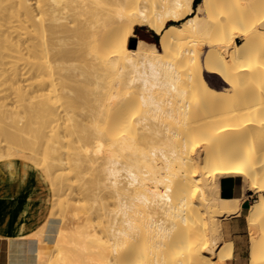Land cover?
<instances>
[{
  "label": "bare ground",
  "instance_id": "bare-ground-1",
  "mask_svg": "<svg viewBox=\"0 0 264 264\" xmlns=\"http://www.w3.org/2000/svg\"><path fill=\"white\" fill-rule=\"evenodd\" d=\"M11 1L32 27L30 43L24 40L28 52L37 59L44 54L43 75L33 74L39 69L31 66L41 60L34 55V70L27 68L34 81L25 78L32 91L33 85L47 88L45 102L32 101L44 131L36 139L44 142L34 145L27 132L29 140L20 137L22 128L14 133L19 137H0V160H30L54 191L45 198L47 218L62 224L46 264H58L64 249L83 264H218L230 258L233 244L222 239L218 216L240 212L242 199L222 192L221 176L259 194L248 216L250 263L264 264V1L246 4L245 27L240 6L224 0H203L195 8L193 0ZM0 8L6 20L8 8ZM15 18L12 23L21 22ZM39 20L43 31L39 24L35 29L44 32L45 52L43 36L33 32ZM142 24L160 35L159 46L141 37L131 43ZM10 38L5 41L14 55L23 41L17 46ZM181 41L195 48L176 51ZM19 70L0 76L17 79ZM206 73L219 76L224 89L211 87ZM197 108L219 113L193 120ZM6 167L13 169L11 162ZM64 240L68 246L57 248ZM147 253L151 263L144 262Z\"/></svg>",
  "mask_w": 264,
  "mask_h": 264
},
{
  "label": "crops",
  "instance_id": "crops-1",
  "mask_svg": "<svg viewBox=\"0 0 264 264\" xmlns=\"http://www.w3.org/2000/svg\"><path fill=\"white\" fill-rule=\"evenodd\" d=\"M201 4L200 0L197 5ZM7 162L13 169L6 167ZM226 177L221 179L222 192L230 188L227 194L242 202L240 212L221 218L222 239L233 245L232 256L218 264H251L253 239L248 216L259 194L246 190L241 180L240 186L239 181L227 183ZM51 193L42 172L30 162L21 158L0 160V264H41L48 258L62 224L58 218H47L50 203L45 198ZM42 226V234H34ZM72 255L64 251L58 264H76Z\"/></svg>",
  "mask_w": 264,
  "mask_h": 264
},
{
  "label": "rangeland",
  "instance_id": "rangeland-1",
  "mask_svg": "<svg viewBox=\"0 0 264 264\" xmlns=\"http://www.w3.org/2000/svg\"><path fill=\"white\" fill-rule=\"evenodd\" d=\"M226 3H228V5H230V7L231 8H235V7H239L240 6V9H241V13H243V17H242V27H245V26H247V22H246V18L244 17L245 16V13H246V4H248V3H250V0H224ZM264 1V0H263ZM2 2L3 1H0V6L1 5H6L7 6V8H8V11H9V14H8V17L6 18V20H4V19H2L3 17L1 16L2 15V13H0L1 15V17H0V19H2L0 22V50H1V52H0V54H1V56H0V73L2 74V71H4V70H7L6 72H9V71H13V68L15 69H17V70H19V69H21V70H19L20 72H22V75H21V77H20V75H18L16 78L18 79H15L14 77L12 78V77H10L9 79L10 80H3V77L4 76H0V103H3V104H5V107H6V110L5 111H7V114H6V112L5 111H3V112H5L4 113V116H3V112L2 111H0V115L2 114V116H0V126H1V128H2V130L4 131H2L1 130V132H0V137L2 138V137H5V135H8V136H10V135H14L13 137H11V138H14V137H16V136H22L23 138H25V140H29V138H26L27 136H29L30 137V139L31 140H29V141H33L34 143V145H36V142L38 141V139H36V136L38 135V134H44V131H43V127H41V123L39 122V120H38V117H37V115H36V113L34 112V110H33V107L35 106V104H38V105H40L39 103H40V100L42 99V102H45V94H43L42 92H47V91H45V90H47V88H45V87H43L42 86V88H41V86H40V89L38 90L37 89V87L39 88V86H37V85H33V87H34V90L32 91V89H31V87L29 86L30 85V82H25V81H27V79H28V81H31V82H33L34 81V78H33V74H36V75H43V73H44V70H45V66H43L44 68H40V64H41V61H42V56L44 55H42L39 59H41L40 61H38V63H39V65H38V63L37 62H34V60H33V62L34 63H37V64H31V62L32 61H30V59H32L33 57H34V55H36L35 57H34V59L36 58H38L37 57V55H38V53L37 54H34L33 56H31L30 55V53L28 52L29 50H30V48H29V46L26 44V43H30L29 42V39L27 38V36H29V34L31 35V33H28V29L30 30V28H32V27H28V23L29 22H27V21H25L24 22V20L22 19L23 17L22 16H17L18 15V13H17V11L15 12V9H13V8H10L11 6H9L10 4H12V1H11V3H10V0L9 1H4L3 3L4 4H2ZM200 2V0L198 1V0H196L195 2H194V4L195 5H197L198 3ZM202 3H203V0H202ZM14 4V3H13ZM9 6V7H8ZM13 7V6H12ZM17 8V6H14V8ZM0 10H1V8H0ZM14 11V12H13ZM16 14V15H15ZM12 16H15L16 18L18 17H20L19 19H21V22L19 23V21H16L15 19V17H12ZM9 17H11L12 19L13 18H15L14 20L15 21H13V22H16V23H12V19H10ZM17 18V19H18ZM10 19V20H9ZM39 19V18H38ZM41 20V19H40ZM39 20V21H40ZM8 21H9V23H8ZM23 22H24V24H23ZM14 25L15 24V26H17V27H15V26H13L12 24ZM178 23V22H177ZM22 24V25H21ZM37 24H39L40 25V30H41V21H40V23L39 22H34V25H35V27H34V30L35 31H33L34 33H35V35L37 36V33L38 32H40V30L37 32L36 31V29H37V27H38V25ZM18 25H20V27L18 26ZM26 25H27V27L28 28H26ZM11 26H12V29H11ZM22 26V27H21ZM141 26H143V27H141ZM14 27L17 29V30H19V31H17L16 32V29H14ZM21 28V29H20ZM25 30H24V29ZM36 28V29H35ZM4 29V30H3ZM7 29V30H6ZM9 29H11V30H9ZM38 29H39V27H38ZM9 32L8 33V35H9V37H8V35L6 36V38H5V34H7V33H5V32ZM15 31V32H14ZM25 31H27V32H25ZM43 31V28H42V30H41V32ZM4 32V33H3ZM14 32V33H13ZM38 33V36H43V38L45 37L44 36V32H43V34L42 33ZM1 33H3V34H1ZM20 34H22V36L19 35ZM40 34V35H39ZM2 35H3V37H2ZM14 35L15 36H17L18 35V37H14ZM25 35H26V38H25ZM33 35V34H32ZM34 36V35H33ZM33 36H30L31 37V40L33 41L34 39H32V37ZM38 36H37V38H38ZM138 36H140V37H142V38H144L145 40H147L148 42H151V41H155L156 42V40L154 39V37H153V33H152V31L150 30V29H148V28H146L145 27V25L144 24H142V25H136L135 26V28H134V34L131 36V38H130V40H131V43L132 44H135V42H136V40L138 39ZM11 37V38H10ZM35 37V36H34ZM8 38H10V39H12L13 41L15 40V45H17V44H19V41H23V42H20L22 45H24V47L25 48H27V49H24V47L20 44V48H17L16 47V50L18 51V55H16V57H20L21 59L23 58V62L21 61L20 62V64L21 65H18L19 63V60H21L20 58H19V60L18 61H16V58H15V53L17 52V51H15L14 52V55H12V51L14 50V49H12V48H10V43L8 42V41H5V39H8ZM14 38V39H13ZM21 38H23V40H21ZM37 38H36V42H37ZM42 38V39H43ZM9 39V40H10ZM28 41H27V40ZM24 40H25V42H24ZM40 40H41V38H40ZM39 40V41H40ZM16 41H18V43L16 42ZM31 41V42H32ZM237 41H239V42H241L242 40L241 39H237ZM10 42H12L11 40H10ZM42 42H45V38H44V40L42 41L41 40V42H40V47H41V43ZM181 42H183V41H181ZM36 45H37V43H35ZM39 44V43H38ZM157 44V43H156ZM179 44H180V42H179ZM1 45H4V46H6V47H4L3 48V46L1 47ZM14 45V44H13ZM13 45H12V47H13ZM44 45V43H42V46ZM18 46V45H17ZM39 46V45H38ZM181 46L182 47H179L176 51H182V49H183V47L185 48V47H187V46H192V47H194L195 48V45H194V43H188V41H184L183 42V45L181 44ZM22 47V48H21ZM29 48V49H28ZM39 48V47H38ZM4 49V50H3ZM7 49V50H6ZM19 49L21 50L22 49V51H23V53L26 55V58H25V56H23L24 54H22V52L21 51H19ZM45 47L43 46V51L45 52ZM197 49V48H196ZM6 50V51H5ZM25 50V51H24ZM38 51H39V49H37ZM37 51V52H38ZM204 51H206L205 50V48H204ZM204 51H202V54H201V58L203 59V57H204ZM3 52V53H2ZM26 52H27V54H26ZM36 51L34 50V53H35ZM9 53H11V56L9 57ZM43 53V52H42ZM176 53V52H175ZM17 54V53H16ZM20 55V56H19ZM23 57H22V56ZM3 56V58H1ZM14 56V57H13ZM9 59H7V58ZM27 57H30V58H28L27 59ZM44 57V56H43ZM168 56H163L162 58L163 59H166ZM5 59V60H4ZM24 59H26V60H28L29 62H28V65H27V61H24ZM35 59V60H36ZM39 59H37V60H39ZM43 62H44V64H45V59L43 58ZM11 61V62H10ZM175 62L177 61H179V60H174ZM5 62V63H4ZM24 62H26V64L24 65V67H22V65H23V63ZM32 62V63H33ZM180 62V61H179ZM178 62V63H179ZM11 63V64H10ZM18 63V64H17ZM177 63V64H178ZM8 64H10L9 66H8ZM7 67H6V66ZM27 65V66H26ZM30 65H32L31 67H33L34 66V68H36V69H39L41 72H37V71H39V70H37V71H35V73L33 72V74L32 75H28V73L29 72H27L28 71V69L27 68H29V71H32V70H34V69H32V68H30ZM35 65H36V67H35ZM11 66V67H10ZM29 66V67H28ZM41 67H42V65H41ZM180 67V66H179ZM181 68H182V66H181ZM181 68H178L179 70L181 69ZM9 69H11V70H9ZM32 69V70H31ZM9 70V71H8ZM25 70V71H24ZM183 70H184V68H183ZM18 71V72H19ZM37 72V73H36ZM43 72V73H42ZM24 73V74H23ZM40 73H42V74H40ZM20 74V73H19ZM27 74V75H26ZM181 76H182V73L180 74ZM26 76H27V79H25L26 78ZM30 76V77H29ZM38 77V76H37ZM36 77V79H38ZM205 77H206V79L208 80V82L210 83V85H211V87H213L214 89H216V90H221V89H224L223 87H225V83L223 82V80H221V78L219 77V76H217V75H214V74H209V73H206V75H205ZM245 75H242V78L243 79H245ZM5 78V77H4ZM21 79V82H20V79ZM25 80H24V79ZM31 78H33V81L32 80H30ZM181 78H184L185 79V77H184V75L181 77ZM8 79V78H7ZM16 81H15V80ZM76 79V78H75ZM184 79H182L183 81H184ZM181 80V79H180ZM181 80V83L180 84H182L183 83V81ZM11 81V82H10ZM19 81V82H18ZM73 81H75V80H73ZM14 84H13V83ZM16 82L18 83V84H16ZM26 83V85L25 84H23V83ZM71 82V81H70ZM76 82V81H75ZM74 82V83H75ZM180 82V81H179ZM29 83V84H28ZM73 83V82H72ZM8 84V85H7ZM20 84V86H18ZM23 84V85H22ZM4 85H5V87H4ZM201 85V84H200ZM14 86H16V88L14 87ZM29 86V87H28ZM37 86V87H36ZM12 87H14V88H12ZM20 87L22 88L21 90H20ZM25 87V88H24ZM71 87H72V85H71ZM27 88H29V89H27ZM36 88V89H35ZM44 88V89H43ZM75 88H76V86H75ZM6 89V90H5ZM19 89V90H18ZM73 89H74V86H73ZM11 90H13V91H11ZM23 90V92H21ZM26 90H28L27 92H26ZM38 90L39 91V93H42V95H40L41 96V98H39V93H37L36 91ZM40 90H44V91H40ZM11 91V92H10ZM30 91H32L33 92V94H34V96H33V94L30 92ZM13 92H18V93H13ZM21 92V93H20ZM28 92L30 93V95L28 94ZM74 91H72V93H73ZM15 94V95H17L18 97H16L15 95H13V94ZM26 93L28 94V95H26ZM37 93V94H36ZM9 94V95H8ZM23 94V95H22ZM25 94V95H24ZM74 94V93H73ZM7 96V97H6ZM30 96V97H29ZM33 98H32V97ZM35 96H38V98L39 99H36V97ZM43 96V97H42ZM35 97V98H34ZM26 98V99H25ZM44 98V99H43ZM28 99H29V102H28ZM1 100H2V102H1ZM22 100H24V103L22 104ZM35 100H37L36 102H35ZM17 101H19V102H17L18 104L16 105V102ZM22 101V102H21ZM35 102V104L33 103V102ZM38 102V103H37ZM31 104V105H30ZM42 104V103H41ZM19 106V108L18 107H16V106ZM32 105H34V106H32ZM38 105L37 106H35L34 108H37L38 107ZM44 105V104H43ZM15 107V109H14V107ZM21 106V107H20ZM200 107V106H199ZM17 108V109H16ZM23 109V110H22ZM198 109V111L199 112H197L196 113V111H194V112H192L191 114L193 115V120H196V119H198V120H200L201 121V119H202V121L204 120V118L205 117H209L211 114L210 113H213L212 115L214 116V114L216 115H218V109L216 108V110H213V112H210L209 111V113H208V111H201V108L199 109V108H197ZM21 111V112H20ZM29 111V112H28ZM31 111V112H30ZM24 112V113H23ZM214 112H217V113H214ZM31 113V114H30ZM6 114V115H5ZM19 114H20V116H19ZM190 114V115H191ZM196 114H198V115H196ZM206 115L205 117H203L202 118V116L203 115ZM207 114H209V115H207ZM27 115V116H26ZM32 115V116H31ZM195 115V116H194ZM199 115H201V117L199 116ZM7 117H9V118H7ZM200 117V118H199ZM217 117V116H216ZM5 118V119H4ZM20 118H22V119H20ZM28 118V119H27ZM34 119L36 120V122L34 121ZM4 120V121H3ZM5 120H6V122H5ZM8 120V121H7ZM12 122V124L10 123V121ZM17 121V122H16ZM21 121V122H20ZM23 121H24V123H23ZM34 122V123H33ZM37 122H38V125H37ZM8 123V124H7ZM36 123V124H35ZM19 124V125H18ZM28 124V125H27ZM8 125V126H7ZM4 126V127H3ZM8 128H7V127ZM12 127L11 129L9 128V127ZM18 126H19V128H18ZM22 126V127H21ZM27 126V127H26ZM35 126H37V127H35ZM26 127V128H25ZM4 128H5V130H4ZM23 128V129H22ZM40 128H42V129H40ZM8 129V130H7ZM23 131H22V130ZM25 129H26V131H25ZM30 129V130H29ZM40 129V130H39ZM20 131H22V133H19L18 134V132ZM25 131V132H24ZM7 132V133H6ZM13 132V133H12ZM23 132H24V134H23ZM26 132H27V135H26V137H24L25 136V134H26ZM3 133V134H2ZM14 133H17L16 135L14 134ZM21 134V135H20ZM35 135V136H34ZM18 136V137H19ZM35 137V138H34ZM0 138V139H1ZM34 138V139H33ZM43 140V139H42ZM28 141V142H29ZM44 141H41V140H39L37 143H39V145L40 146H42V144L41 143H43ZM10 145H11V143H9ZM12 158H20V157H12ZM12 158H9V159H12ZM21 159H23V158H21ZM23 160H26V161H28V162H30L31 164H33L34 166H36L33 162H31L30 160H27V159H23ZM37 167V166H36ZM38 168V167H37ZM40 171H41V169L40 168H38ZM42 172V171H41ZM224 177H226V176H221L220 177V179H222V178H224ZM239 184V186H240V182H238ZM48 184L50 185V183L48 182ZM50 188H51V192H52V194H53V189H52V187H51V185H50ZM224 192L227 194L228 192H231L230 191V188H228V189H224ZM218 217H220V219L222 218V216H218ZM42 228H43V226L39 229L40 231H39V233L36 231V233L38 234V236H39V234H42ZM41 232V233H40ZM217 232V229L214 231V233H216ZM36 233H34V234H36ZM217 237V236H216ZM59 245L57 246V248L58 247H60V249H64V248H66L67 246H68V241L67 240H64V241H59V243H58ZM168 250L169 249H166V251H167V253H168ZM64 251H66L67 252V250L66 249H64L62 252H60V254L61 253H63ZM58 253V255H60L59 254V252H57ZM70 253V252H69ZM73 255L72 256H74V258L78 261L76 264H81L82 263V261H84L83 259H81L79 256H78V254H75V253H72ZM76 256V257H75ZM147 257V258H146ZM145 258L146 259H144V262H149V263H151L152 262V260H153V254L151 253V254H148L147 253V256H146ZM79 259H80V261H81V263H80V261H79ZM45 261V262H44ZM43 264H46V259H44L43 261ZM143 262V263H144ZM42 264V263H41ZM83 264V263H82ZM148 264V263H147ZM202 264H211L210 263V261L209 260H206V261H204Z\"/></svg>",
  "mask_w": 264,
  "mask_h": 264
},
{
  "label": "trees",
  "instance_id": "trees-1",
  "mask_svg": "<svg viewBox=\"0 0 264 264\" xmlns=\"http://www.w3.org/2000/svg\"><path fill=\"white\" fill-rule=\"evenodd\" d=\"M202 1V0H201ZM193 6H194V8L196 7V5L194 4V2H193ZM172 22H169V24H171ZM173 23H175V24H177V22H173ZM145 27L146 28H148V29H150L151 31H152V33H153V35H154V37H155V40H156V43H157V45L159 46V35L153 30V29H151L149 26H147V25H145ZM142 38V37H141ZM142 39H144V38H142ZM145 40V39H144Z\"/></svg>",
  "mask_w": 264,
  "mask_h": 264
}]
</instances>
